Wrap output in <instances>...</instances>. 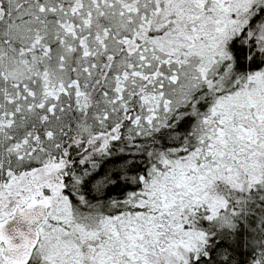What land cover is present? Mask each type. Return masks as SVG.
Instances as JSON below:
<instances>
[{
	"label": "snow or ice",
	"instance_id": "6c2138e0",
	"mask_svg": "<svg viewBox=\"0 0 264 264\" xmlns=\"http://www.w3.org/2000/svg\"><path fill=\"white\" fill-rule=\"evenodd\" d=\"M0 264H264V0H0Z\"/></svg>",
	"mask_w": 264,
	"mask_h": 264
}]
</instances>
